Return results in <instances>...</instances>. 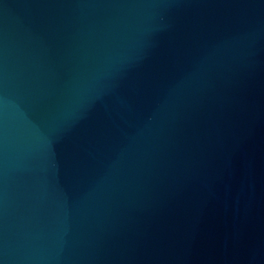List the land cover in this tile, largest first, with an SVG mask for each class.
Here are the masks:
<instances>
[{
	"label": "water",
	"instance_id": "1",
	"mask_svg": "<svg viewBox=\"0 0 264 264\" xmlns=\"http://www.w3.org/2000/svg\"><path fill=\"white\" fill-rule=\"evenodd\" d=\"M0 264H264V0H0Z\"/></svg>",
	"mask_w": 264,
	"mask_h": 264
}]
</instances>
